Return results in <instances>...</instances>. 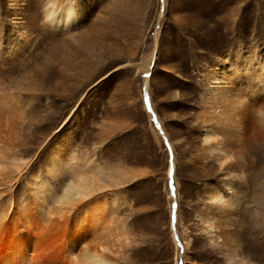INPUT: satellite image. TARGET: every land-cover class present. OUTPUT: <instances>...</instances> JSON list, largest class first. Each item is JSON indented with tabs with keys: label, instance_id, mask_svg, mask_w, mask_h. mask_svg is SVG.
<instances>
[{
	"label": "rangeland",
	"instance_id": "rangeland-1",
	"mask_svg": "<svg viewBox=\"0 0 264 264\" xmlns=\"http://www.w3.org/2000/svg\"><path fill=\"white\" fill-rule=\"evenodd\" d=\"M48 1L0 0V200L25 203L43 186L58 190L65 175H51L47 153L65 125L76 159L128 173L127 201L112 211L129 237L112 254L116 264H228L201 213L207 185L228 199L241 189V171L232 231L240 257L264 264V129L241 143L246 160L229 171L201 158L199 129L208 69L239 51L258 50L264 61V0H81L83 20L61 33L46 22ZM22 33L32 42L17 50Z\"/></svg>",
	"mask_w": 264,
	"mask_h": 264
},
{
	"label": "bare ground",
	"instance_id": "bare-ground-1",
	"mask_svg": "<svg viewBox=\"0 0 264 264\" xmlns=\"http://www.w3.org/2000/svg\"><path fill=\"white\" fill-rule=\"evenodd\" d=\"M44 14L51 31L67 32L83 20L85 7L81 0H49ZM15 32L16 27H10L9 37ZM31 39L22 33L16 49H23ZM249 56L239 51L220 61L217 70L207 71V98L199 122L201 158L214 160L225 171L241 166L246 160L241 143L248 141L252 132L264 129V103H257L264 102V61L258 50ZM149 78L146 71V98ZM147 102L150 115L154 116L150 100ZM64 126L53 136L47 153L51 175H65L58 190L43 186L31 193L25 203L13 198L0 200V264H116L112 254L119 249L122 236L129 240L124 230L123 234L118 233L112 214L113 208L127 201L122 176L128 173L106 166L95 157L76 159L68 135L63 133ZM161 134L173 154L168 173L174 177V149L168 136L163 131ZM69 155H73L72 161L66 165L64 160ZM239 174L241 189L228 199L207 185L208 202L201 213L205 233L213 245L220 244L228 264H250L240 257L232 231L238 193L246 185V175L243 171ZM225 181L226 190H230L232 182ZM168 196L170 201L177 199L173 187ZM48 199L54 202L53 207ZM183 240L184 248H188L191 235L187 229Z\"/></svg>",
	"mask_w": 264,
	"mask_h": 264
}]
</instances>
